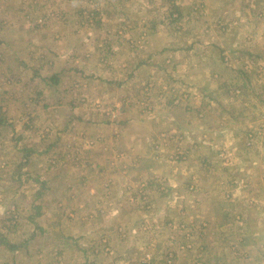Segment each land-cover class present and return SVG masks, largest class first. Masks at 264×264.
I'll return each instance as SVG.
<instances>
[{"label":"rangeland","instance_id":"374dc122","mask_svg":"<svg viewBox=\"0 0 264 264\" xmlns=\"http://www.w3.org/2000/svg\"><path fill=\"white\" fill-rule=\"evenodd\" d=\"M0 118V264H264V0H0Z\"/></svg>","mask_w":264,"mask_h":264},{"label":"crops","instance_id":"0c3cea01","mask_svg":"<svg viewBox=\"0 0 264 264\" xmlns=\"http://www.w3.org/2000/svg\"><path fill=\"white\" fill-rule=\"evenodd\" d=\"M13 42H15L14 40H12ZM140 65H143V63H141ZM64 71L63 72H61L60 71V77H62L63 75H64ZM56 77H59V73L56 75V76H54L53 78H56ZM60 77H59V79H60ZM130 77H132L131 75H130ZM52 81H53V79H52ZM56 81L58 82L59 80L56 78ZM53 83L55 84V82L53 81ZM78 103H79V101H78ZM80 104V103H79ZM81 105V104H80ZM91 122H89V125L90 126H92V127H94V129L95 128H97V127H100V126H104V124H100L99 123V121H93V119H89ZM88 120V121H89ZM107 123V122H106ZM137 154H140V155H142L141 157H144V155L145 154H143V153H137ZM141 161V160H140ZM142 170L144 171V168H142ZM141 170V171H142ZM94 188H95V190L97 191V193L99 194V196H101V197H106V199H112V200H114L115 198H114V196H115V194H114V192L112 191L111 193H109V192H106V193H103V189L99 186V184H97V182H96V184H94ZM92 192H94V191H92ZM123 200V199H122ZM113 207H117V208H115L114 209V212H116V210L117 209H119L118 208V205H113ZM121 209H123V208H121ZM225 215V214H224Z\"/></svg>","mask_w":264,"mask_h":264},{"label":"trees","instance_id":"16d2710c","mask_svg":"<svg viewBox=\"0 0 264 264\" xmlns=\"http://www.w3.org/2000/svg\"><path fill=\"white\" fill-rule=\"evenodd\" d=\"M53 81L56 83L57 81H56V78H53ZM0 121H1V118H0ZM1 123V122H0ZM47 150V149H46ZM46 150L45 151H43L42 153H44V152H46ZM4 244L6 245V242L4 241ZM9 246V245H8ZM10 248L12 249V251H14L15 249H16V246H14V245H10ZM174 258H173V260L172 261H174V260H176V256L174 255L173 256Z\"/></svg>","mask_w":264,"mask_h":264}]
</instances>
